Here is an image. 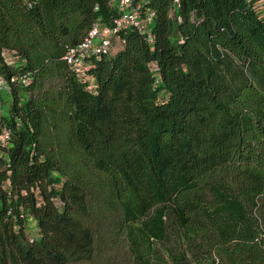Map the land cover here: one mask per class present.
Wrapping results in <instances>:
<instances>
[{
    "label": "trees",
    "instance_id": "1",
    "mask_svg": "<svg viewBox=\"0 0 264 264\" xmlns=\"http://www.w3.org/2000/svg\"><path fill=\"white\" fill-rule=\"evenodd\" d=\"M260 2L144 0L151 39L83 82L63 58L116 6L0 0L29 81L0 115V264H264Z\"/></svg>",
    "mask_w": 264,
    "mask_h": 264
},
{
    "label": "built area",
    "instance_id": "2",
    "mask_svg": "<svg viewBox=\"0 0 264 264\" xmlns=\"http://www.w3.org/2000/svg\"><path fill=\"white\" fill-rule=\"evenodd\" d=\"M111 5L116 6L119 17L113 21V25L105 26L96 23L85 37L83 42L78 46L68 50L64 61L75 74L83 81L87 82L86 70L88 61L91 58L98 59L103 55L111 53L116 47L124 45L125 42L121 37L122 32L128 29H134L142 35H150L151 27L154 23V13L142 10L144 0H109ZM178 0H176L177 2ZM20 65L19 58L15 53L3 50L0 53V97L4 92H10L13 84L16 83L17 77L7 80L6 76L1 73V69L17 68ZM22 82H28L26 77ZM88 89L93 90V86ZM2 141L9 139V133L5 132L1 137Z\"/></svg>",
    "mask_w": 264,
    "mask_h": 264
},
{
    "label": "rangeland",
    "instance_id": "3",
    "mask_svg": "<svg viewBox=\"0 0 264 264\" xmlns=\"http://www.w3.org/2000/svg\"><path fill=\"white\" fill-rule=\"evenodd\" d=\"M123 48L122 47H116L114 50H111V53L109 54V57H114L116 56ZM1 101L3 103V106H4V110H8L11 106V97L4 93L1 95ZM28 235H29V238L31 239H36L38 238L39 236V230H38V227L37 225L35 224L34 221H30L28 223Z\"/></svg>",
    "mask_w": 264,
    "mask_h": 264
},
{
    "label": "clouds",
    "instance_id": "4",
    "mask_svg": "<svg viewBox=\"0 0 264 264\" xmlns=\"http://www.w3.org/2000/svg\"><path fill=\"white\" fill-rule=\"evenodd\" d=\"M178 2H179V0L176 2V0H175V3L176 4H178ZM134 30V29H133ZM138 32V31H137ZM145 36H148V35H145ZM150 39H151V32H150V35L148 36ZM124 40V39H123ZM83 42V41H82ZM125 42V41H124ZM125 45V44H124ZM124 45H121V46H118V47H124ZM3 50H7V49H3ZM3 50H1L0 51V53L3 51ZM8 51H10V50H8ZM10 52H12V51H10ZM14 53V52H13ZM110 54V53H109ZM109 54H107V55H109ZM16 55V54H15ZM17 56V55H16ZM104 56V55H103ZM18 57V56H17ZM65 57V56H64ZM102 57V56H101ZM100 57V58H101ZM19 58V57H18ZM63 60H64V58H63ZM20 61V60H19ZM21 64V63H20ZM20 66V65H19ZM18 66V67H19ZM17 67V68H18ZM69 67V66H68ZM17 68H10V69H13V70H16ZM9 69V68H8ZM3 70H6V69H4V68H2L1 69V73L2 74H4L5 75V72L3 71ZM6 76V78H7V80H10V78H12V77H14V76H10L9 78H8V76L7 75H5ZM15 77H17V81H16V83L15 84H13V86H12V90H13V87H15V85L17 84V83H19V84H22L23 86H27L28 85V82L26 83V84H24L23 82H22V78L23 77H26L27 78V80H28V77L26 76V75H23V76H20V77H18V76H15ZM12 90L10 91V92H4V93H6V94H8V95H10L11 94V92H12ZM5 110H4V106H3V103H2V101H1V97H0V115L2 114V112H4ZM5 132H8L9 133V138H10V132H9V130H6V129H4L3 130V132H2V134L0 135V141H1V143L4 145V144H6L7 142H8V140H5V142H3L2 141V139H1V137L3 136V134H5Z\"/></svg>",
    "mask_w": 264,
    "mask_h": 264
},
{
    "label": "crops",
    "instance_id": "5",
    "mask_svg": "<svg viewBox=\"0 0 264 264\" xmlns=\"http://www.w3.org/2000/svg\"><path fill=\"white\" fill-rule=\"evenodd\" d=\"M260 6H261V13H262V15L264 17V0H261Z\"/></svg>",
    "mask_w": 264,
    "mask_h": 264
}]
</instances>
